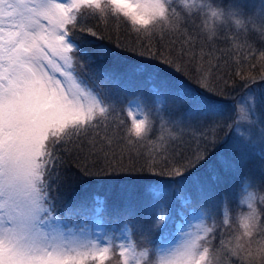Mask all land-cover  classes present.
Returning a JSON list of instances; mask_svg holds the SVG:
<instances>
[{
    "label": "snow or ice",
    "instance_id": "1",
    "mask_svg": "<svg viewBox=\"0 0 264 264\" xmlns=\"http://www.w3.org/2000/svg\"><path fill=\"white\" fill-rule=\"evenodd\" d=\"M200 9H206L204 26L213 35L211 21L224 19L225 23L234 20L245 36L257 31L264 40V6L244 19L237 18L242 10L225 13L202 3ZM161 18L163 23H155ZM121 20L137 34L150 38L155 32L163 39L166 31L181 30L183 17L172 0H167V7L164 0H0V264H231L232 258L241 264L245 260L264 264V195L253 191L247 180L238 193L240 204L247 208L236 218L239 235L221 239L219 248L214 246L216 225L203 221L196 231L169 242L165 231L170 213L167 205L156 201L141 209L151 223L139 241L126 229V238L118 244L113 236L90 227L100 225L98 217L105 211L106 201L100 196L94 197L92 216L82 202L69 203L63 217L57 214L56 202L65 198L78 178L101 174L93 168L103 165L111 173L128 171L122 166L124 151L136 152L135 145L148 141L157 121L160 135L158 141H151L156 151L145 156L140 172L179 177L176 182L183 184L184 173L206 160L208 146L217 143V134L225 127L236 133L223 138L231 153V158L220 157L225 170L238 174L257 146L264 156V119H254L252 97H247V105L234 107L231 117L225 115L230 111L227 105L218 99L229 88L235 91L256 79L245 74L244 64L264 69V50H255L233 34L235 47L230 51L235 53L236 68L225 79L221 65L214 62L219 57L212 53L201 49L197 54L181 46L175 57H168L152 51L149 39L148 50L139 55L163 57L178 72L184 71L185 57L191 62L198 55L197 87L177 83L168 90L172 110L167 119L157 111L154 120L151 110L142 109L137 100L140 118L128 107L132 123L127 127L120 117L124 74L101 63L114 54L102 45L85 52L77 42V33L103 40L104 30L111 26L118 31ZM192 39L189 36L184 43L191 44ZM252 60L256 63H249ZM259 79L264 81V72ZM152 91L160 95L159 89ZM181 109L182 116L174 118ZM193 122L203 124L198 135ZM242 123L250 129L259 125V131L246 135L240 131ZM189 131L195 146L186 156L184 136ZM121 196L126 213L136 215L132 193L124 191ZM197 196L204 201L201 216L207 212L210 218L217 206L216 192L200 187ZM177 197L185 205L192 203L182 192ZM232 219L225 206L221 226L232 228ZM157 230L159 242L152 239Z\"/></svg>",
    "mask_w": 264,
    "mask_h": 264
},
{
    "label": "trees",
    "instance_id": "2",
    "mask_svg": "<svg viewBox=\"0 0 264 264\" xmlns=\"http://www.w3.org/2000/svg\"><path fill=\"white\" fill-rule=\"evenodd\" d=\"M198 2L213 6L219 5L225 8L233 0H198ZM172 3L177 12L183 17L181 30L176 32L166 31L163 39L155 32L150 38L145 36L143 32L137 34L131 31L130 25L126 24L123 20L120 21L118 31L114 30L111 26L104 30L103 34L105 39L103 40L77 33V42L83 51L91 52L97 45H102L114 54L106 57L101 63L107 67L115 68L118 72L124 74L122 88L125 90L121 93V96L124 98V103L120 105L122 109L120 117L124 120L127 127H130L132 123V117L127 113V108L130 107L128 104L129 100H139L142 109L146 108L151 110L154 120L156 119L155 114L157 111L164 114L167 119V114L172 110V99L168 95V90L174 89L177 83L187 84L193 88L197 87V72L195 68L199 60L198 55L191 62H188V58L185 57L183 60L184 71L178 72L171 65L166 64L163 57L139 55L140 52L148 50L149 39L151 41L152 51L163 53L164 56L168 57H175L181 46L185 50L191 48L197 54L201 49L205 53H212L214 57H219L214 62L221 65V74H224L225 79H229V76L236 68L233 60L235 53L230 51V49L235 47V42L231 39L233 34L240 36L241 42L247 40L255 50H264V40L261 39L257 31H249L245 36L241 28H228L227 31L223 30L216 35V38L209 39V36L206 35L202 26L203 21L206 19V9H196L189 13L181 7L179 0H172ZM256 10L257 8H254L252 11L247 9V12L243 11L244 16L247 17ZM189 36L193 38L192 42L191 44H185L184 41ZM132 48H135L136 51H131L130 49ZM225 59L228 60L227 65L224 64ZM249 63L255 64L256 61L252 60ZM134 69L135 71H133ZM244 69L245 74L250 73L256 79L247 84V86L238 87L235 91H231V88H229V91L218 96V99L224 101L233 96L234 101H236L235 106L238 107L243 102L241 101L243 98H245L246 102L248 101L247 97L251 96L256 102V118L254 117V119H257V116L260 114L264 115V103L261 102L264 101V84L257 86L259 74L260 72H264V69H260L259 65L255 69L250 68L248 63L244 64ZM165 84L167 87H165ZM229 85H231V80H229ZM153 87L159 89V96L153 93ZM182 113L183 109L176 111L174 118L179 119ZM225 115L227 116L228 114L226 113ZM261 119H264V116L257 120ZM169 127L171 128L172 125H169ZM192 127L197 129L198 135V131L202 129L203 124L193 122ZM159 128V121H157L155 130L150 134L148 141L139 142L135 145L136 152L139 155L136 152L124 151L122 166L129 169L128 171L111 173L103 165L93 168V172L101 174L78 178L67 191L65 198L56 202V211L62 215L63 212L60 209H65L69 203L82 202L88 206L89 216H92L91 209L95 206L94 197L100 196L106 201L105 211L99 215L102 221L107 226H115L114 230L116 232L123 226H128L132 230L133 238L139 241L142 232L151 223V218L143 214L141 209L145 208L151 201H156L161 205H167L166 211L170 213L166 218L167 228L173 227L171 226V222L173 221L171 217L175 216L177 220L181 210L188 212L190 209L204 206V201L197 196L199 188H211L217 194V206L212 210L211 217H207L206 224L207 226L216 225L214 246L219 248L218 244L221 239L228 241L236 235H239L240 230L237 227L236 218L241 211H247L246 206H242L239 202L240 198L238 193L242 182L247 180L253 184V191L264 195V156L260 155V148L257 146L252 158L247 161L238 174L225 170L221 160H218L220 154L224 156H228L229 154L225 150L226 146L223 143V138L225 136L232 137V135H230V128L225 127L223 131L217 134V143L208 146L206 160L186 171L184 173V183L179 184L176 182L180 179L179 177L163 174L154 175L138 170L143 164L145 156L149 152L156 151L151 141H158L160 135ZM173 130L175 131V129ZM184 142V153L187 156L190 155V149L195 146L194 136L191 131L185 134ZM133 167L136 170H131ZM72 171H75L74 166ZM157 171L159 172L160 169H157ZM213 176H216L215 180H213ZM124 191H130L132 193L131 202L137 209L136 215L129 216L126 213V201L121 196V193ZM181 192L185 198L191 197V205H185L183 200L177 197V194ZM225 197H227L226 205ZM225 206L233 218V227L230 229L224 228L220 223L223 219ZM137 218H139V224L136 223ZM167 228L165 235L169 239L173 236V229ZM152 239L155 242H159L160 233L158 230L153 233ZM256 239L258 240L259 237ZM243 242L241 241V243ZM105 264H109V262L106 261Z\"/></svg>",
    "mask_w": 264,
    "mask_h": 264
},
{
    "label": "rangeland",
    "instance_id": "3",
    "mask_svg": "<svg viewBox=\"0 0 264 264\" xmlns=\"http://www.w3.org/2000/svg\"><path fill=\"white\" fill-rule=\"evenodd\" d=\"M214 8H219L222 11H224L225 13L229 12V11H235L237 13L246 11L247 9H249L250 11H252L254 8H260L261 6H264V0H262L260 2V0H233L232 3L228 4V6L226 5L225 8L219 6V5H211ZM207 18V17H206ZM237 18L240 19H244L246 18V16L243 15H238ZM214 25H215V35H213L211 32H209L205 26H204V21H203V28H204V32L206 33L207 36L211 37V39L216 38V35H218L219 33H221L223 30L227 31L228 28L230 29H238L239 27L235 24L234 20L229 21L228 23H225L224 19H220V20H212L211 21ZM260 82V83H259ZM264 81H261L259 79V81L257 82V86L258 85H263ZM256 86V85H255ZM241 101V104H248V101L245 102V98H243ZM133 103L130 105V107H132L133 112L136 113V118L139 119V113L137 112V103L136 101H132ZM223 103H225L228 107V109L230 110L229 112H227V117H231L232 116V109L235 106L236 101H234V97L231 96L229 99H226L224 101H222ZM141 107V105H140ZM262 116H264L263 114H260L259 116H257L258 118H262ZM257 118V119H258ZM227 124L231 125V119L227 120ZM259 125H257V127L255 129H250L249 125L246 123H242L241 127H240V131L244 132L246 135L250 132V131H255L258 132L259 131ZM230 128V127H229ZM231 130V134L232 136H235L236 133L234 131ZM226 137V136H225ZM226 151L229 152L228 156H224L222 154H220L218 156V160H221L220 157L224 156L226 158H231V153L230 151L226 148ZM204 180V179H201ZM201 209L200 208H193L190 209L188 212L185 210H181L180 213L178 214L177 220L175 219V216L171 217V219L173 220L171 222V226L173 227H168L167 229H173L172 233L173 236L170 237L168 239L169 242L175 243L177 241H179L182 237L183 234L186 232H194L196 231L197 225L201 224V221H203L204 225H207V217L208 214L207 212H205V214L203 216H201ZM62 210L63 214H65V209H60ZM101 221L100 225L97 226L94 223L90 224V227H92L93 229H96L98 231L103 230L104 232H106L109 236H113L114 237V243L118 244L120 243L122 240H124L127 236V231L126 229H130L128 226H123L119 231H115L114 228L115 226H107L103 223L102 219L100 217H98ZM76 219H79V217H77ZM133 237V236H132ZM134 239V238H133ZM225 241H227L226 239H224ZM220 246V242L218 244V247ZM255 247V246H254ZM227 259V258H226ZM256 260L258 261V257L256 258ZM231 264H241V262L239 260H237L236 258H232ZM244 264H248V262L245 260Z\"/></svg>",
    "mask_w": 264,
    "mask_h": 264
},
{
    "label": "clouds",
    "instance_id": "4",
    "mask_svg": "<svg viewBox=\"0 0 264 264\" xmlns=\"http://www.w3.org/2000/svg\"><path fill=\"white\" fill-rule=\"evenodd\" d=\"M181 7H183L186 11L191 13L193 10L200 9L201 4L198 0H179ZM164 5L167 7V0H164ZM191 10V11H190ZM163 19H158L155 23H163Z\"/></svg>",
    "mask_w": 264,
    "mask_h": 264
},
{
    "label": "bare ground",
    "instance_id": "5",
    "mask_svg": "<svg viewBox=\"0 0 264 264\" xmlns=\"http://www.w3.org/2000/svg\"><path fill=\"white\" fill-rule=\"evenodd\" d=\"M256 118V117H255Z\"/></svg>",
    "mask_w": 264,
    "mask_h": 264
}]
</instances>
